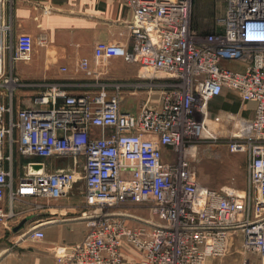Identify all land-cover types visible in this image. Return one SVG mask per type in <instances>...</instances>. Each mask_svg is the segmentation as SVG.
Listing matches in <instances>:
<instances>
[{
	"label": "built area",
	"instance_id": "1",
	"mask_svg": "<svg viewBox=\"0 0 264 264\" xmlns=\"http://www.w3.org/2000/svg\"><path fill=\"white\" fill-rule=\"evenodd\" d=\"M222 1L215 32L197 42L190 28L194 0H122L132 14L131 47L94 44L95 64L121 57L138 65L135 80L164 81L158 106L147 96L137 112L123 111L121 93L141 82L96 81L87 58L78 68L97 82L95 92L66 94L51 84L16 109L0 98V201L6 195L10 206L26 197L58 199L82 181L85 234L65 264H206L235 254L238 236L244 251L264 264V0ZM3 9L0 0V87L21 85L5 72L6 54L27 61L34 40L21 33L12 48ZM224 89L255 104L251 119L230 112L222 119L243 125L227 144L230 152L246 155L241 190L201 185L191 153L194 140L219 138L206 122L207 107ZM6 91L0 97L11 102L13 88ZM14 147L40 159L27 162L15 180L4 167ZM164 149L176 159L164 160ZM60 161L68 166L50 168ZM15 216L0 205V224L15 226ZM29 234L43 237L35 227ZM242 264L252 263L246 258Z\"/></svg>",
	"mask_w": 264,
	"mask_h": 264
},
{
	"label": "crops",
	"instance_id": "2",
	"mask_svg": "<svg viewBox=\"0 0 264 264\" xmlns=\"http://www.w3.org/2000/svg\"><path fill=\"white\" fill-rule=\"evenodd\" d=\"M131 19V11L122 0H4L3 22L10 29L7 42L14 48L16 37L27 33L32 36L34 45L27 61H12V52H7L5 72L16 76L21 85H11V102L3 96L0 98L16 109L29 106L31 98L51 84L59 85L66 94L95 92L97 82L78 68L82 58L89 60L90 69L96 72V81L135 80L138 71L135 63H127L121 57H112L99 64L93 60L96 42L131 47L128 31ZM225 66L240 67L234 62H227ZM8 87H0V90L4 92ZM139 106L136 110H129L120 103L121 109L129 112H137ZM254 106V102L243 103L234 92L224 89L208 103L206 122H215L214 117L224 122L222 119L227 112L251 119ZM93 132L99 131L93 129ZM5 152L8 153V148ZM163 157L166 161L176 159L168 149L163 150ZM39 160L38 157L21 156L14 147L12 161L5 163L4 167L11 170L15 180L27 162ZM65 166L68 163L60 161L50 168ZM0 205L7 210L11 207L16 214L15 226L0 224V264H65V255L71 253L72 246L84 237L85 222L80 218L84 209L83 184H75L69 193L58 199L44 202L39 198L26 197L10 206L6 195ZM34 227L43 232L41 239L30 236L29 232ZM246 258L252 264H261L258 254L244 250L210 259L206 264H242Z\"/></svg>",
	"mask_w": 264,
	"mask_h": 264
},
{
	"label": "rangeland",
	"instance_id": "3",
	"mask_svg": "<svg viewBox=\"0 0 264 264\" xmlns=\"http://www.w3.org/2000/svg\"><path fill=\"white\" fill-rule=\"evenodd\" d=\"M224 2L222 0H194L191 12V32L197 42L211 32H215V19L222 14ZM141 82L140 87H127L121 93V105L129 110H136L137 107L150 97L151 103L159 104V92L166 88L164 81H137ZM9 87L11 88V85ZM149 91V93H148ZM7 91L5 90L4 93ZM6 95V94H5ZM13 98V97H12ZM233 122V121H232ZM232 122H207L208 126L215 130L224 129V135L217 140H194L196 149H193V162L197 177L201 185L218 189L224 185H232L237 189H243L246 182V155L245 153H232L228 150L227 144L238 130L234 129ZM82 181L80 182V186ZM79 192L78 190H75ZM136 214L149 216L147 211H141L136 206L130 208ZM241 236L237 237L234 250H244Z\"/></svg>",
	"mask_w": 264,
	"mask_h": 264
},
{
	"label": "bare ground",
	"instance_id": "4",
	"mask_svg": "<svg viewBox=\"0 0 264 264\" xmlns=\"http://www.w3.org/2000/svg\"><path fill=\"white\" fill-rule=\"evenodd\" d=\"M211 122V121H210ZM212 123H214V122H212ZM232 124H233V127H234V129H236V130H240L242 127H243V125H242V122L241 121H233L232 122ZM210 128V127H209ZM224 130V129H223ZM222 129H220V128H218L217 127V129H215V130H213V129H211L210 128V132L214 135V136H222V135H224V131H223ZM236 134H238V132L236 133ZM235 135V134H234Z\"/></svg>",
	"mask_w": 264,
	"mask_h": 264
},
{
	"label": "water",
	"instance_id": "5",
	"mask_svg": "<svg viewBox=\"0 0 264 264\" xmlns=\"http://www.w3.org/2000/svg\"><path fill=\"white\" fill-rule=\"evenodd\" d=\"M35 169H38L39 170L40 169V166H31V170L32 171H38V170H35Z\"/></svg>",
	"mask_w": 264,
	"mask_h": 264
}]
</instances>
